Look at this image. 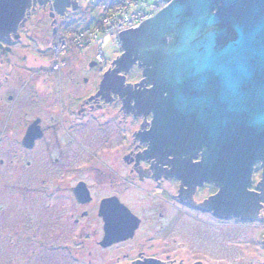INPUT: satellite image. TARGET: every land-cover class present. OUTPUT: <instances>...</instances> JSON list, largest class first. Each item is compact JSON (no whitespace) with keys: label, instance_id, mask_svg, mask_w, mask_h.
Returning <instances> with one entry per match:
<instances>
[{"label":"flooded vegetation","instance_id":"1","mask_svg":"<svg viewBox=\"0 0 264 264\" xmlns=\"http://www.w3.org/2000/svg\"><path fill=\"white\" fill-rule=\"evenodd\" d=\"M31 2L15 32L0 39V86L4 81L10 90L5 98L20 95L39 104L10 108L3 123L4 152L10 154L15 145L14 169L31 178L17 192L23 209L25 191L32 199L34 194L50 199L44 211L53 214L52 223L85 230L87 255L99 256L104 264H224L186 237V224L202 226L203 218L215 226L228 221L262 225L258 243L264 249V201L237 215L219 204V186L206 181L202 171L203 149L172 148L161 137L152 108L156 95L147 93L152 84L145 83L141 63L118 64L122 47L109 61L100 49L88 57L71 47L53 70L54 39L65 35L61 28L79 13L78 0L64 6L60 0ZM32 14L43 17L46 26L28 46L24 39L35 27ZM29 128L32 141L24 140ZM11 162L0 158L1 165ZM261 164L254 165L246 189L257 198ZM118 203L128 210L118 226L125 221L133 229L104 246L108 218L116 219L107 213L118 211Z\"/></svg>","mask_w":264,"mask_h":264},{"label":"water","instance_id":"2","mask_svg":"<svg viewBox=\"0 0 264 264\" xmlns=\"http://www.w3.org/2000/svg\"><path fill=\"white\" fill-rule=\"evenodd\" d=\"M159 1L162 9L119 31L118 64L141 63L161 137L172 148L203 149L202 171L219 186V204L235 215L255 209L264 201V0ZM30 3L0 0V39L15 32ZM31 130L24 140L32 141ZM258 162L259 198L246 191ZM118 206L107 213L116 219L108 218L104 246L133 229L118 226L127 210Z\"/></svg>","mask_w":264,"mask_h":264},{"label":"rangeland","instance_id":"3","mask_svg":"<svg viewBox=\"0 0 264 264\" xmlns=\"http://www.w3.org/2000/svg\"><path fill=\"white\" fill-rule=\"evenodd\" d=\"M154 1L138 0L137 7H144ZM96 3L97 6H95ZM110 3L111 0H78L79 13L73 15L69 22L65 23L66 26L64 25L65 27L61 28L65 35L59 32L61 34H57L54 39L52 46L53 70L56 68L58 61L62 59L63 53L71 47L79 52L86 53L88 57H92L95 53L98 55V49H100L105 61L112 60L119 54L120 46L119 43L117 46V35L112 33L110 27L105 31L103 28L104 32L100 30L97 32L95 28L96 25L98 26L99 17L101 23H104L103 19L106 15L102 17L101 8ZM120 12L121 7H118V18L121 15ZM123 15L127 17L125 13ZM32 16L31 23L35 25L31 30L33 33H29V36L24 39L28 46L35 45L34 39L39 37L46 26L43 25V22H45L43 17L33 14ZM111 17H107V23ZM120 22L118 19V25H124V23L119 24ZM98 29L101 28L98 27ZM122 30H125V28H122ZM104 33L108 36L105 37ZM30 38L31 40H27ZM63 39L66 44L62 42ZM89 41L92 42L90 45L81 46ZM54 49H59V57L57 58L56 54L53 53ZM7 87L8 83L2 81V86H0V158L10 162L12 158L13 161L11 162L12 166L1 165L0 163V264H104L99 256L91 255L89 257L87 255L85 250L86 241L84 242L86 238L82 235L85 230L65 229L52 223L54 220L52 218L53 214L44 211L47 210L46 201L50 199L47 200L41 194H37L38 196L34 194L32 199V195L26 196L30 192L25 191L23 193L25 194L26 208L23 209L24 204L18 198V196L23 197V195L17 192L31 178L14 169V167H18V149L15 148V145L11 147L12 152L10 154L4 152L6 144L4 146L5 129L3 123L6 119L5 114L10 108L35 109L39 104L38 99L31 101L26 97V99L21 98L20 95H15L12 100H7L5 94L7 91L10 93ZM33 131L31 130L32 133ZM10 142L12 141L10 140ZM11 153L14 154V157ZM9 157L10 159H8ZM41 202L43 203L42 207H40ZM24 213H26V216ZM201 222L202 226H194L193 222L186 224V237L190 244L202 243L201 246L206 254L217 256L220 263H264V249L258 243L262 225L255 222L241 225L235 221L234 224H231V221H228L215 226L210 225L204 218ZM205 225L207 228H205ZM196 228L204 234L203 237L197 236L199 231L196 232L194 230ZM93 238L94 235L90 237V239Z\"/></svg>","mask_w":264,"mask_h":264},{"label":"built area","instance_id":"4","mask_svg":"<svg viewBox=\"0 0 264 264\" xmlns=\"http://www.w3.org/2000/svg\"><path fill=\"white\" fill-rule=\"evenodd\" d=\"M115 1L116 2L113 3L112 5L110 4L105 5L104 7L101 8L102 17L103 15H106V17H104L103 19L104 23L98 26L101 29H98V27H96L97 32H99V30L103 31V28L105 31L109 27L113 31L112 33L118 32L119 30H122V28H125V27L130 28L132 26L139 24L141 21L153 15L156 11L162 9L166 5L165 2L159 1V0L155 1V3L148 4L144 7L143 6L137 7L138 0H115ZM96 6H97V3H96ZM118 7H121V12H120L121 15L119 16V18H118ZM122 9L124 10V13L127 17L123 15L124 13ZM110 16L112 17L109 18L110 21L107 23V17H110ZM118 19L121 21L119 24L124 23V25H118ZM62 42L66 44L65 40H62ZM91 43L92 42L89 41L85 45H81V46L86 47L90 45ZM58 51L59 49H54V53L56 55H58L59 53Z\"/></svg>","mask_w":264,"mask_h":264},{"label":"bare ground","instance_id":"5","mask_svg":"<svg viewBox=\"0 0 264 264\" xmlns=\"http://www.w3.org/2000/svg\"><path fill=\"white\" fill-rule=\"evenodd\" d=\"M116 1L115 0H111V3H110V5H112L113 3H115ZM153 3H155V1L153 2ZM159 11V10H158ZM157 12V11H156ZM155 12V13H156ZM150 17V16H149ZM102 23H101V19H100V21H99V25H101ZM138 25V24H137ZM126 29H129V28H126ZM88 31H90V30H88ZM106 36H108V34H105V37ZM116 42H117V44L119 43V41L118 40H116ZM120 44V43H119ZM121 47V46H120ZM100 61H102V59L100 58Z\"/></svg>","mask_w":264,"mask_h":264}]
</instances>
